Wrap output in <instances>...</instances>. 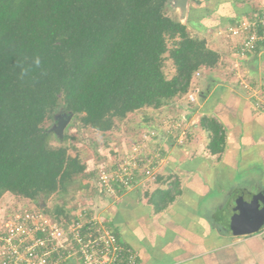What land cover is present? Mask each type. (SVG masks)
Returning <instances> with one entry per match:
<instances>
[{
	"label": "trees",
	"instance_id": "1",
	"mask_svg": "<svg viewBox=\"0 0 264 264\" xmlns=\"http://www.w3.org/2000/svg\"><path fill=\"white\" fill-rule=\"evenodd\" d=\"M165 3L0 0V198L11 193L46 200L85 171L66 146L49 144L53 131L42 126L59 103L82 127L107 133L128 113L186 96L194 76L217 65L218 53L165 15ZM263 47L257 43L251 53ZM166 53L174 68L170 78L163 73ZM198 124L208 151L220 154L222 124L209 116ZM57 138L64 141L67 134ZM175 194L155 190L150 201L160 208Z\"/></svg>",
	"mask_w": 264,
	"mask_h": 264
},
{
	"label": "crops",
	"instance_id": "2",
	"mask_svg": "<svg viewBox=\"0 0 264 264\" xmlns=\"http://www.w3.org/2000/svg\"><path fill=\"white\" fill-rule=\"evenodd\" d=\"M221 1L187 0L184 14L178 9L179 21L186 12L188 15L189 5L194 8L191 14L199 11L209 18L217 15L225 21L210 30L215 38L214 31L220 25L233 24L254 11L259 2L264 5V0L256 1L255 6L246 0H238L237 4ZM214 3L215 10L211 9ZM206 38L207 46L219 55V65L223 50L217 48L215 40ZM236 51L225 50L226 60L233 66L239 61V71L251 78L255 93L243 92L234 83V69L223 71L216 65L202 71L206 74L200 78L205 88H194L198 100L185 112L195 127L186 145L159 152L162 161L154 181L140 177L130 189L105 198L104 202L109 203L99 216L123 244L136 251L138 264H264V237L257 233L232 235L215 217L238 190L264 202V109L258 108L260 102L264 103V47L246 56L247 61L239 60ZM181 98H175L172 104L181 102ZM202 116L214 117L225 130V147L220 154H211L206 147L207 133L198 124ZM165 189L172 194L178 190L179 194L155 208L150 201L152 193Z\"/></svg>",
	"mask_w": 264,
	"mask_h": 264
},
{
	"label": "rangeland",
	"instance_id": "3",
	"mask_svg": "<svg viewBox=\"0 0 264 264\" xmlns=\"http://www.w3.org/2000/svg\"><path fill=\"white\" fill-rule=\"evenodd\" d=\"M217 1L219 2V0H214L216 4L218 3ZM228 1H234L235 4L238 2V0ZM246 1H249L248 3H250L251 6H253V4L255 6L258 0ZM193 3L194 2H192V4ZM215 3L211 8L213 10H215L214 8L216 7ZM174 5V0H166L164 14L179 21V8H175ZM260 6L264 5L259 2L255 8ZM186 8L188 10V15L186 12L182 21L179 22L185 24L190 35L199 38L207 37L206 39L210 38L211 40H215L214 43L217 48L220 46V50H223L222 52L224 53L223 61H221L219 65L217 64V66L221 67L223 71L228 70V72H233V69L236 70V74H234V78L236 77L234 83L237 82L243 92H253L254 89H251V78L246 77L241 70L239 71V61L233 66L231 62H227L226 60L228 54L225 53V50L228 51V48H230V50L238 49L239 39L235 37L226 38L216 33L217 30H220L226 25H220L221 27L219 26L217 30H213L216 36L215 38L209 33L211 29L216 28V23L221 24L219 22H223L225 19L223 18L224 20L220 21V17L215 15V20L212 17L209 18L210 16L207 17L203 15L199 11H195L191 14V10L193 11L194 8L192 9L190 5ZM225 40H228V42H225ZM172 42L173 40H168L169 47H171ZM236 56L239 60L240 58L245 60V57L241 56L237 51ZM163 73L167 78H170L174 73L172 62L168 59L167 53L164 57ZM245 74L248 76L247 73ZM197 75L194 76V80L191 82V92L183 96L181 102L179 101L177 103L176 101L172 104L173 100H171L170 104L172 106H165L159 109L142 108L128 113L124 119L117 121L112 130L107 133H101L90 128L82 127L77 118L73 117V115L66 114L62 104L59 103L53 115V119L45 120L42 126L45 129L53 131L49 144L53 147L61 145L66 146L69 155L77 156L80 161L85 164V171L75 178L76 182L69 185L65 192L55 193L46 200L40 197L36 202H32L11 193H4L0 198V221L4 220L9 215L11 216L13 212L17 213L25 209L30 210L37 208L42 209L45 213L51 212L52 215L49 214L50 216L53 217V215H56L63 222L65 220H71L74 216L82 213L83 210H88L91 214L99 215L102 208L106 206V203H109L104 202L105 198H108L107 194L101 191L98 185L97 175L100 169L109 170L114 162H126L133 159L135 154H137V156L141 154L153 161L154 169L157 171V167L162 161L159 157L160 151L163 150L166 153V151H169L173 146L183 147L191 138L195 127H192L185 112L188 110L189 106H193V102L190 101L191 98L194 103L198 100L197 89L203 90L206 85L205 81L200 79L205 78L206 74L201 71ZM234 83L232 82V84ZM254 93L255 92H253V94ZM247 95L251 97L250 93H247ZM261 97L264 99V94H261ZM176 103L183 106H179V108ZM62 122H65V125L60 134L61 136L67 134V139L64 141L59 140L57 138V133L54 132V130H59V124ZM189 125H191V128ZM181 132L183 134H181ZM56 208L62 209V213L56 214Z\"/></svg>",
	"mask_w": 264,
	"mask_h": 264
},
{
	"label": "built area",
	"instance_id": "4",
	"mask_svg": "<svg viewBox=\"0 0 264 264\" xmlns=\"http://www.w3.org/2000/svg\"><path fill=\"white\" fill-rule=\"evenodd\" d=\"M216 33L238 38L241 56L253 52L264 42V6ZM258 108L264 109V103ZM140 177L154 181L156 171L153 161L135 154L126 162H114L109 170L100 169L97 181L101 191L115 197ZM256 233L264 237V224ZM0 264H138V260L136 251L121 243L98 214L83 210L62 222L37 208L13 212L0 221Z\"/></svg>",
	"mask_w": 264,
	"mask_h": 264
},
{
	"label": "water",
	"instance_id": "5",
	"mask_svg": "<svg viewBox=\"0 0 264 264\" xmlns=\"http://www.w3.org/2000/svg\"><path fill=\"white\" fill-rule=\"evenodd\" d=\"M175 7L184 14L187 0H174ZM65 122L54 130L61 136ZM217 220L232 235H248L258 232L264 224V202L244 190L234 192L225 206L215 215Z\"/></svg>",
	"mask_w": 264,
	"mask_h": 264
}]
</instances>
